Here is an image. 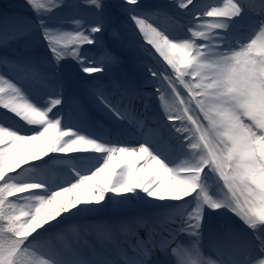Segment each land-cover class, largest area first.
Returning a JSON list of instances; mask_svg holds the SVG:
<instances>
[{
	"label": "snow or ice",
	"instance_id": "snow-or-ice-1",
	"mask_svg": "<svg viewBox=\"0 0 264 264\" xmlns=\"http://www.w3.org/2000/svg\"><path fill=\"white\" fill-rule=\"evenodd\" d=\"M26 3L36 23L6 17L0 46L7 47L38 28L57 67L71 57L86 77L95 78L120 65L119 55L101 43L105 0H78L79 7L93 14L92 23L73 15L60 25H50L48 18L74 7L69 0ZM170 3L187 17L182 36H172L153 23L157 12L138 11L141 0H123L122 6L138 43L166 65L149 72L154 80L167 81L175 97V111H169L166 119L183 159L173 166L147 144L107 145L63 128L62 117L53 111L63 104L59 84L38 105L15 80L0 73V109L19 118L18 122L37 126L31 134H22L0 123V264H113L98 260L95 253L83 255L81 239L64 221L80 205L100 204L109 193L122 196L138 191L161 202L185 201L195 206L183 211L179 220L167 217L160 222L175 225L171 230L161 227L158 232L155 223L147 227V220L135 221L145 225V238L135 242L136 258H127L123 264H153L157 249L164 252L167 264H264V0H222V6H202L200 0ZM245 17L252 22L249 32L236 38L228 30ZM69 22L75 25L72 33L63 31ZM112 36L118 40L120 33L114 29ZM98 44L99 52L92 56ZM5 62L53 87L35 67L13 59L5 58ZM117 93L122 98L128 94L118 80H113L111 91L89 90L119 119L123 113L111 99ZM50 153H95L103 155V163L56 190L39 179L9 174ZM208 174L216 178L222 193L216 191L218 199L205 183ZM69 193L68 198L57 199ZM205 207L227 208L250 230L253 243L229 231L223 242L210 240L212 254H206L201 244Z\"/></svg>",
	"mask_w": 264,
	"mask_h": 264
},
{
	"label": "rangeland",
	"instance_id": "rangeland-1",
	"mask_svg": "<svg viewBox=\"0 0 264 264\" xmlns=\"http://www.w3.org/2000/svg\"><path fill=\"white\" fill-rule=\"evenodd\" d=\"M1 1V0H0ZM123 1V0H121ZM169 0H141L140 6L143 4L147 5H152L153 4H166ZM171 1V0H170ZM9 2V7L1 5V12L4 11H9L13 10L14 14L19 8L17 6H22L25 9L30 10V6L27 5L26 0H7ZM18 5H15V4ZM69 3L74 5V7H68V8H63L59 11H57L53 16L48 18V23L50 25H60L62 21L70 18L73 15H78L82 18H84L87 22L92 23L94 20L93 14L87 10L79 7L78 0H69ZM118 3V0H105V5L106 8L109 9V11L112 10V12L119 11L121 12H126L125 8H120L118 6H115L117 10L113 8V5ZM147 5H144L143 9L145 11L149 12H154V10H147L149 7ZM139 6V9H140ZM15 8V9H14ZM120 8V9H119ZM17 9V10H16ZM20 9V8H19ZM123 10V11H122ZM105 12V11H104ZM120 13V14H121ZM8 14V13H7ZM21 15V14H20ZM8 17L9 19H13L10 16L5 15L3 18V21L1 22L0 19V29H3L5 27V18ZM129 14L126 12L125 15L121 14L120 15V22L114 23L113 18L110 19V30L108 31L110 34L109 38V44H111V47L114 49L113 53L116 55H133L132 59H130L128 62H122L120 65L116 68L112 69H106L104 73L98 74L97 77H86L83 78L85 75L80 71L79 66L76 64L74 60H72L71 57L66 58L64 61L61 62V64L57 67L55 65V62L52 60L51 53L47 49V44L43 40L42 35L40 34V31L33 28L32 31H30L27 35L20 37L14 41H11L9 46H1L0 47V73H5L6 75H9L10 72L3 71L5 68H3V63L7 64L8 66L5 65L6 68L11 67L9 71H11L12 75H24L25 72L18 71L15 69L13 64L6 63L5 58L8 60L14 59V53L17 52V48L20 45V42L22 45L25 47V50L29 55V57H36V60L32 61H27L28 66H33L35 67L38 72H45L48 71L52 76L59 75L63 77L65 80L69 81V86L72 89H68L70 92L71 96L70 101L71 104L76 105L74 109H77V112L80 110V105H77V100H75L76 94L81 92V90H85L88 95L90 100H88V105L89 108L97 114L98 111L105 115L108 120V124H105L104 127L100 124V131L96 130L94 127L93 122L90 124V128L86 132V134L92 136L96 140L105 143L107 145H117L116 139H110L107 137H104L102 135H106L108 126H113L114 124H119L122 125L123 127H133L132 122H130V119L127 118V115H123L122 118H117L116 115L113 114V112L109 111L108 108L104 107L103 104L99 102L95 97L91 96L89 94V90L91 88L97 87V88H102L106 91H111V84L113 82L112 79L118 80L121 82L122 86L125 87L128 90V94L126 97H123V99H127L129 102H137V104H140L141 106V99L143 97V89L141 91L138 90L137 84L135 83V77H138L143 84V87L145 90H150L154 89L156 87L157 89H161L164 95H162L163 101L161 105H155L154 108V119L158 118V120L163 121L166 119V116L169 111H175V105L173 100L171 99L170 93L168 90L165 88V82H161L159 84L156 80L153 79L152 75L149 72V69L152 68L149 64L148 61H151L152 56L147 54L143 47L138 43L139 37L136 34L135 28L130 25V20H129ZM18 21L20 22H27L29 21V18L23 17L19 19ZM35 24V23H34ZM75 29V25L71 24L70 22L67 24L63 25V31L67 33H72ZM116 30L120 33V38L117 40L112 36V31ZM106 30V26L104 25V32ZM103 32V34H104ZM106 32V33H108ZM101 35V34H98ZM174 36H181V35H174ZM108 38L109 35H106ZM106 38L102 37L101 35V43L105 41ZM138 43V45H137ZM70 48L73 47L72 45L69 46ZM144 47H148L147 45H144ZM137 54H141V56H138L135 58ZM154 63V66L159 68L158 65L152 60ZM26 63V62H25ZM24 64V63H23ZM163 65H165L163 63ZM166 66V65H165ZM121 70V73L119 71ZM168 71H171V69H168ZM30 77H38L33 73H28ZM95 83V84H92ZM113 99H120L122 98L119 93H117ZM112 99V98H111ZM128 102V103H129ZM112 103L116 105L119 109L121 108V105L123 103H115L112 100ZM129 105V104H128ZM98 110H96L95 108ZM140 110V109H139ZM138 110V111H139ZM4 110L0 109V123H3L4 125L22 133V134H31L34 129H31L32 127H37V126H29L24 124L23 121L18 122L19 118H11V114H5L3 112ZM142 111V109H141ZM81 113L84 115H88L89 111L85 108L81 109ZM83 120V119H82ZM157 120V122H158ZM121 123V124H120ZM81 127H85V125L81 124ZM63 128H69V127H63ZM171 133L170 137L173 140V145L175 146V149L177 150V141L175 139V133L170 127ZM84 134V132H83ZM115 134L120 136L121 134L117 131H115ZM167 135V134H166ZM140 144H147V143H137V145ZM148 145V144H147ZM149 146V145H148ZM179 152V151H177ZM155 153V152H154ZM74 153H50L47 156L43 157L42 159H48L53 156H64V155H72ZM157 154V153H155ZM159 155V154H157ZM160 156V155H159ZM161 157V156H160ZM77 158V159H76ZM73 157L72 159H66V158H59V159H49L51 161H54L55 164L54 166H45L41 165L39 167H29L30 169H23L22 167L20 169H17L16 173L19 174L21 179L29 180V179H36L41 175H44L45 177L44 180L49 179L48 177L51 176H58L60 177L61 181L64 183L70 184L77 180V177L80 175H87L90 174L92 171H94L97 167H99L103 163V155L95 154V153H87V154H81L77 157ZM41 159V160H42ZM78 161L83 162V164L79 163ZM36 162V161H33ZM139 163H142V160ZM169 166H173L175 162H167ZM71 168V170L69 169ZM146 167V165H144ZM56 168V169H55ZM74 168V170L72 169ZM11 174V173H9ZM145 173H142L141 175L143 176ZM106 175L102 174L101 178ZM210 178L206 179L207 180V185H213L215 183L216 185V178L212 174H209ZM99 179V178H98ZM214 186V185H213ZM210 190L212 188L210 187ZM220 195V193L218 191ZM133 197L135 196V199L137 200V203L139 199H142L145 201V203L150 204L151 208L146 210V213L149 214L151 218L159 219V216L162 215L161 209L158 211V207H155L154 199L149 198L146 194L143 192H139V195L136 196L134 193H131ZM212 194V193H211ZM128 195V194H127ZM127 195H122V196H115L111 193H109L105 200L100 203V204H89V205H80L75 214L70 216L67 220L64 221V225L70 229L74 230V235L79 237L81 239V243L83 247L80 249L82 252L85 251V248L88 247L89 241L86 240L85 236H91L93 239L96 240H101L106 238V236H109L110 233H115L116 237H126L125 233V228L130 227V225L134 224L135 218L131 214H137L138 212V204L134 205L131 204L130 206L127 205L126 203V197ZM216 194H212L213 198H217L215 196ZM10 199L15 200L16 198L13 197ZM171 201H168V203ZM107 204H109L107 206ZM206 208V221L205 223L208 224L207 227L213 225V228L215 230H210L212 233L216 232V228L221 227L218 224L221 225H226V226H232L233 228L242 230L247 232L249 235L250 239L253 241L252 234L250 230H248L243 223L235 217L232 212H230L227 208H221L218 211H213L208 207ZM191 208H186V210H190ZM106 211V212H103ZM101 212V213H100ZM141 212V211H139ZM105 213V214H104ZM84 216V221H81L77 218V216ZM145 219V218H143ZM74 222H82V224H74ZM158 231H160V228L158 227ZM86 241L83 244V241Z\"/></svg>",
	"mask_w": 264,
	"mask_h": 264
},
{
	"label": "bare ground",
	"instance_id": "bare-ground-1",
	"mask_svg": "<svg viewBox=\"0 0 264 264\" xmlns=\"http://www.w3.org/2000/svg\"><path fill=\"white\" fill-rule=\"evenodd\" d=\"M221 0H200L201 5H207V4H214L215 2H219ZM168 6L170 8H163L162 10H170V13H168L166 16L159 18L158 21H155L154 23H158L160 25H163L165 23V19H168L167 17H171L174 21L178 22L180 24V27L182 28L183 31V25L184 23H186L187 17L185 16L184 13L179 12L171 3L168 4ZM222 6V4H221ZM140 12H143V10H138ZM173 16V17H172ZM175 17V18H174ZM239 19V18H238ZM131 23V22H130ZM251 19L248 17H245V19L243 21H240L236 24H234L228 31L236 38H242L243 36L247 35L251 26ZM169 24V22H168ZM132 25V24H131ZM133 26V25H132ZM134 27V26H133ZM169 33V29H166ZM188 79H191V77H189ZM115 97H112V100L117 104V103H127L129 104V108H128V115L129 117H131L132 119H134L136 112H132L135 110L136 106H137V102L135 103H128L127 99H113ZM122 108H125V106L122 104L121 105ZM150 119V118H148ZM206 123V121H205ZM153 126V124L151 123V121L147 122L146 125V130L145 135L149 136V142L151 143V145L153 147L156 148V151L159 153V155L164 158L166 161L167 160H172L173 158L176 160L177 154L175 153L174 149L171 148V146L169 145V141H167L165 138L160 137L159 140H155V136H154V132L153 129L150 128V130L148 129L149 127ZM115 127L117 128V130L119 129V127H121V133H122V137L119 138L118 141V145L119 146H128V147H137V142L139 140H142V136H137L138 133L137 131H135V129L128 127V128H124L121 125H115ZM115 129V128H114ZM109 130V129H108ZM109 137L111 138V135H109ZM143 160V158H142ZM179 160H177L178 162ZM151 163V162H149ZM147 167V165H146ZM41 175H39V177H37L36 179L41 180L42 182H44L49 188L50 190H56L59 187H64L67 186V183H64L63 181H61L60 177L58 176H51L48 177L49 179L44 180L43 177H45L44 175H42V173H40ZM147 173H145L143 175V177H146ZM79 177H77L78 179ZM76 182V180L74 181ZM73 183V182H72ZM136 196L139 195V191L134 193ZM69 196H71V194H65L64 196L58 197L57 199H66ZM126 203L127 205H131V204H135L136 203V199L135 196L133 197L132 194H128L126 197ZM155 204L161 203V204H165L168 203V201H158V200H154ZM77 209L73 210L74 213L76 212ZM176 214L178 215V212L176 209L172 210L170 212V216L168 217H174L176 216ZM73 214H68V216H72ZM167 218V217H166ZM165 218V219H166ZM164 219V220H165ZM160 226V231H161V227H166L168 230H171L172 228L175 227V225H162L161 223H159ZM131 227L133 228V230L131 229ZM147 227H151L149 225V222L147 224ZM125 235L126 237H116L115 233H110L109 236H106V238L101 239V240H95L93 239L91 236L87 237L86 239L89 241V246L85 249V251H81L83 255L91 257L94 253L97 256L98 260L103 261V260H108V261H112L113 264H123V261L127 258H132L135 259L136 258V252L134 251V245L135 242L138 238H145V225L143 223H135L130 225V227L125 228ZM227 233V232H226ZM226 233H224L223 235L220 236H216L214 239H219L221 240L220 242H223L226 239ZM163 234V233H162ZM244 241L245 238L240 236ZM157 255V256H156ZM162 254L157 253V250L155 251V253L152 256V260H153V264H167V259L164 260L162 259Z\"/></svg>",
	"mask_w": 264,
	"mask_h": 264
},
{
	"label": "trees",
	"instance_id": "trees-1",
	"mask_svg": "<svg viewBox=\"0 0 264 264\" xmlns=\"http://www.w3.org/2000/svg\"><path fill=\"white\" fill-rule=\"evenodd\" d=\"M1 5H4V6L9 7V2H7V0H1V1H0V6H1ZM15 5H18V4L16 3ZM17 7L20 8V9L17 8L18 10L16 9L17 11H16L15 13H18V14H19V13H25V14H26V13H28V11L31 10V9H30V10H29V9H25V8H23L22 6H21V7H20V6H17ZM14 9H15V8H14ZM8 12H11V13H12L13 10H9ZM11 198H13V197H11Z\"/></svg>",
	"mask_w": 264,
	"mask_h": 264
}]
</instances>
